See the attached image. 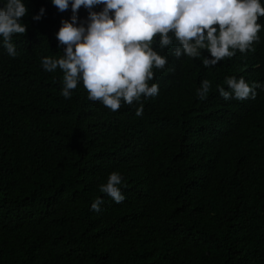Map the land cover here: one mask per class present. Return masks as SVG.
I'll list each match as a JSON object with an SVG mask.
<instances>
[{
	"label": "trees",
	"instance_id": "1",
	"mask_svg": "<svg viewBox=\"0 0 264 264\" xmlns=\"http://www.w3.org/2000/svg\"><path fill=\"white\" fill-rule=\"evenodd\" d=\"M23 2L15 57L0 37V264H264V17L254 51L210 67L206 50L176 58L155 37L168 61L149 82L158 94L112 111L82 82L64 98L62 71L42 67L63 56L55 34L71 7ZM226 77L262 87L225 100ZM114 171L121 203L99 190Z\"/></svg>",
	"mask_w": 264,
	"mask_h": 264
},
{
	"label": "clouds",
	"instance_id": "2",
	"mask_svg": "<svg viewBox=\"0 0 264 264\" xmlns=\"http://www.w3.org/2000/svg\"><path fill=\"white\" fill-rule=\"evenodd\" d=\"M64 12L71 7L69 20H62L56 39L63 46V56L58 59L42 58L47 72L59 68L63 73L61 95L70 99L72 90L82 82L91 101H100L112 111L120 109L122 102L132 105L141 97H154L159 86L149 83L154 78L153 69H163L167 57L153 50L155 37L161 49L174 43L178 45L173 55L198 58L202 50L205 67L215 66L225 58L254 51L264 17L260 0H51ZM102 5L99 12L92 11ZM88 10L87 20L78 24L77 13ZM41 8L33 20L44 14ZM28 14L23 0H6L0 7V37L9 56L17 55L11 42L14 34H25L27 25L22 18ZM227 89L217 86L220 96L228 100L255 98V89L261 84L247 83L242 77H226ZM210 82L204 80L198 95L205 98ZM143 105L136 109L142 116ZM122 177L118 172L109 174L107 182L99 186L116 203L125 197L118 187ZM103 200L97 198L93 211H100Z\"/></svg>",
	"mask_w": 264,
	"mask_h": 264
}]
</instances>
